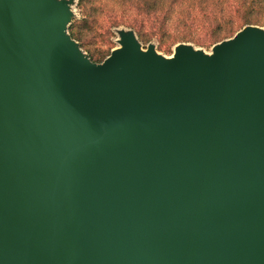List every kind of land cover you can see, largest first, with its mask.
Returning <instances> with one entry per match:
<instances>
[{
	"label": "water",
	"instance_id": "1",
	"mask_svg": "<svg viewBox=\"0 0 264 264\" xmlns=\"http://www.w3.org/2000/svg\"><path fill=\"white\" fill-rule=\"evenodd\" d=\"M65 20L0 0V264H264V27L94 63Z\"/></svg>",
	"mask_w": 264,
	"mask_h": 264
},
{
	"label": "rangeland",
	"instance_id": "2",
	"mask_svg": "<svg viewBox=\"0 0 264 264\" xmlns=\"http://www.w3.org/2000/svg\"><path fill=\"white\" fill-rule=\"evenodd\" d=\"M54 1L64 3L66 15V20L64 22L65 31L70 36L69 27L71 25L74 27L78 26V30L76 31L77 33L79 32L80 40L78 41L70 37L75 41L83 54L94 63H101L113 50L121 47V40L123 36L127 34H133L137 38L140 43V49L146 50L149 45H152L155 51L165 58H173L175 47L179 44H186L196 50L205 52V54H212V47L220 42L209 41L206 39L208 34L204 29L194 27L193 31H191V35L187 37V40L179 39L178 37L180 36L178 34L170 35L168 32L167 35H161L155 32L154 34L156 36L152 35L148 42H142L138 39L134 30L129 26L130 21L136 19L137 10L134 5L139 3L140 0ZM261 5L262 8L257 9L251 18L260 23L253 26L263 28L264 0ZM234 17L238 18L237 13H234Z\"/></svg>",
	"mask_w": 264,
	"mask_h": 264
},
{
	"label": "trees",
	"instance_id": "3",
	"mask_svg": "<svg viewBox=\"0 0 264 264\" xmlns=\"http://www.w3.org/2000/svg\"><path fill=\"white\" fill-rule=\"evenodd\" d=\"M262 1L140 0L134 5L136 19L130 21L129 26L144 43L151 39L150 36H156L155 32L161 35H167L168 32L170 35L178 34L179 39L187 40L194 28L204 29L208 34L206 39L218 42L231 37L244 26L260 24L251 16L262 8ZM234 13H237L238 18L234 17ZM76 30L78 26L71 25L69 34L79 41V32Z\"/></svg>",
	"mask_w": 264,
	"mask_h": 264
}]
</instances>
